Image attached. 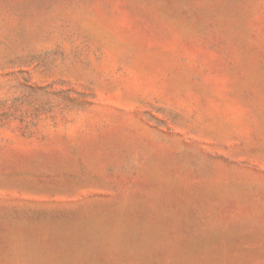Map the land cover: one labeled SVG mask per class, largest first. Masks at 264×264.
Returning <instances> with one entry per match:
<instances>
[{"label": "rangeland", "instance_id": "rangeland-1", "mask_svg": "<svg viewBox=\"0 0 264 264\" xmlns=\"http://www.w3.org/2000/svg\"><path fill=\"white\" fill-rule=\"evenodd\" d=\"M0 264H264V0H0Z\"/></svg>", "mask_w": 264, "mask_h": 264}]
</instances>
